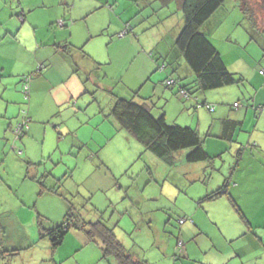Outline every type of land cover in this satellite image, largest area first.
I'll return each mask as SVG.
<instances>
[{"label":"rangeland","instance_id":"374dc122","mask_svg":"<svg viewBox=\"0 0 264 264\" xmlns=\"http://www.w3.org/2000/svg\"><path fill=\"white\" fill-rule=\"evenodd\" d=\"M150 2L158 4L152 0ZM248 2L254 7L259 3L258 0ZM139 4L140 8L137 0H123L122 3L113 5L122 11L126 20H130L133 32L129 37L138 38L136 43H131L129 41L131 38L126 39L128 41L119 40L118 33L126 28L125 23L123 21L122 28L117 30L120 23L110 19L107 11H103L104 8L99 10L103 11L101 14L97 13L93 18L105 29L103 33L97 34L99 37L95 39V43L100 45L101 39H107L104 45L114 60L106 67L89 71L87 76L81 73L85 79H89L90 75H99L100 85L87 80V85L83 86L78 74L69 80V87L76 86L74 95L78 105L70 96L67 99L71 104H64L59 109L45 97L26 99L24 80L26 77L34 78V73L26 74L22 78L13 77V71L24 70V65H14L7 69V76L2 82L7 86V90H0V243L4 247L11 244L26 245L19 257H28L29 261L32 255H42L50 264L54 258L57 259L54 253L59 252L63 256L64 251H61V248H66V253L71 254L68 244L77 243L78 238L85 237L81 232L70 230L63 245L52 253L50 239L48 237L40 239L38 217H42L44 227L54 228L65 223L66 215L72 210L75 215L79 213L87 222L101 220L113 227L114 232H118L116 234L117 237L119 235L118 239L130 250L133 257L147 261L148 264H221L222 261L224 264H264V241L261 240V237H264L263 229L252 228V234L227 198L213 203H202L208 204L209 215L205 211L201 213V210L195 212L200 206L199 199L207 185L216 190L223 184L224 179L229 180L236 170H240L242 159L239 152L220 144L217 146L220 153L218 156L210 155L208 152L211 157L209 161L188 163L186 156L190 149H186L177 153L173 166H168L153 154L146 152L143 145L122 129L111 115L115 97H121L140 101L146 99L155 116L165 113L167 124L181 127L193 125L195 128L199 125L203 134L209 130L213 120L217 119L216 113L208 110L207 104L198 109L193 99L190 104V98L200 93L196 92L195 87L189 86V91L194 94L187 99L179 93V84L175 87L166 86L167 78H177L174 73L179 71L182 74L184 73L182 69L168 67L165 71H160L158 65L153 69L143 52L138 54L137 50L145 47L150 49L146 56L151 52L152 56L159 57L155 48L167 52V55L160 57L161 66L163 60L165 64L170 61L176 63L179 51L174 43L183 26L182 15L180 21L177 14L171 15L172 17L165 21L162 15L171 13L175 7L159 10V7L151 8L149 3V7L145 8L144 0ZM239 5V0H227L201 29V32L207 34L208 39L222 51L225 43L232 50L243 51L251 45L250 43L252 45L255 43L251 36L264 43L262 32L264 17L259 8L256 7V10L260 13L258 19L261 24L253 28ZM148 9L149 14L153 10H156V13L151 17L146 13ZM139 10L140 13L135 14ZM132 12L134 20L131 17ZM144 13L146 18L142 19ZM136 18L138 20H135ZM84 26V23L76 24L70 31L71 25L67 28L54 25L55 30L52 31L54 34L67 31L72 43L64 45L67 54L73 52L71 48L73 49L72 45L76 46V41L80 46H76L79 49H75L80 54L82 53L80 47H83L86 53L89 49H94V43L84 46L86 41L84 37L77 40V33L84 29ZM29 33L30 30L27 28L24 34ZM224 35L228 38H225L223 43L221 38ZM257 47L262 48L259 44ZM261 56L262 53L259 57ZM0 60L5 61L2 53ZM261 62L264 64V54ZM29 69L33 71L35 68ZM244 69L248 68L243 67ZM36 71H40L39 66ZM141 78L143 80L139 82ZM163 79L164 81L158 85L165 92L162 96L161 90H156L155 86L158 80ZM185 81L184 79L183 83ZM234 88L241 90L240 93L234 94L238 104H242V94L250 95L253 89L248 81L243 87L247 89L237 85ZM137 91L139 92L136 96ZM54 97L61 100L65 94L62 89L57 88ZM247 98L245 97V100ZM199 102L203 103L201 100ZM225 106H230V103L226 102ZM31 107L37 114L36 119H39L37 125H34L35 123L28 125L26 122L24 111L30 117ZM7 112L6 117L8 119L13 117L11 120L3 118ZM54 118L57 123L52 121ZM7 121L12 122L15 129L20 124L26 125L27 136L21 137L24 140L19 141V145L14 144L16 142L14 138L11 144L4 140L8 133L9 135L13 133V130L12 132L7 130V136H4L6 130L4 124L7 123V128L9 124ZM32 122H35V119H32ZM61 122L63 123L58 124ZM31 124L34 125V134L28 129ZM66 133L68 135L65 138L61 137L60 134ZM32 135H35L34 138ZM246 158L248 159L244 162V168L251 167L253 172L257 171L260 176H264V167L259 160ZM31 159H37L38 163H41L39 169L42 173L45 171L50 173V170L54 172L52 179L45 177L43 180V174H40L38 179H42L50 187L58 185L59 195L40 194V185L27 177L34 176L37 171L36 167L31 166ZM197 168H203L205 173ZM250 201L263 202L262 192L253 194ZM262 211L264 212L250 210L249 216L256 217L257 221L260 219L264 221V215H260ZM192 212L195 214H191ZM180 220L187 221L182 224ZM195 220L203 227V234L190 227L194 225ZM179 242L183 243L180 247ZM98 244L99 241L93 242V245L86 247L77 255L88 260L89 262L85 261L87 264L112 263V258L108 260L109 263L101 260L102 253L100 254ZM74 261V256H71L65 259L63 264H71Z\"/></svg>","mask_w":264,"mask_h":264},{"label":"crops","instance_id":"0c3cea01","mask_svg":"<svg viewBox=\"0 0 264 264\" xmlns=\"http://www.w3.org/2000/svg\"><path fill=\"white\" fill-rule=\"evenodd\" d=\"M122 1L123 0H0V55L2 53L5 57V61L0 60V90H7V86L2 84L3 79L5 78V76H7V69L10 66L13 67L14 65L20 64L24 65L25 69L19 72L13 71V77L22 78V76L26 74L34 73V78L32 77L30 81L29 97L28 95H25L26 99L27 97L28 99L30 98V100H34L36 98L43 99L45 97L49 103H54L59 109L64 104H71L69 103L71 101L67 99L70 96L71 100H76V105H78V101L74 95V89H76V86L72 88L69 87V80H71L73 76L78 74L79 80L83 81V86L87 85V80L91 81L93 84H99V75H90L89 79H85L81 75V73H85L84 76H87L89 71L99 70V68L106 67L107 65L112 64L114 60L111 59V54L109 55V52L107 53L108 50L105 48L104 44L107 42V39H101L100 45L95 43V39L99 37L97 36V34L103 33L105 29L103 28V26H99V23L96 22L93 18H95L97 13L101 14V12L107 11L110 19L117 20L120 23V27L117 29L120 30L122 28V22L124 21V23H127L128 20H126L127 18L123 15L122 11H119L118 7H113V5H118L122 3ZM103 8L104 10L99 12V10ZM106 8L112 10L110 11ZM131 15V17H133L134 13L132 12ZM59 22L65 23L63 26H60ZM83 23L85 24L84 29H81L77 33V40L80 37H84L86 40L84 46H88L90 43H94V49H89L88 53H86L83 50V47H80L82 52L80 54L76 51V49H79V47L76 46H80V43L76 41V46L72 45L73 49H76L73 50L71 48V51L73 52L67 54V50L64 45L72 44L67 35V31L63 30L54 34L52 32L55 30L54 25H57L60 28H67L71 25L72 27L70 28V31H72L73 26ZM27 28L30 30V33L24 34V31ZM70 33L72 35V32ZM26 35L27 37H25ZM58 35L60 36L59 38ZM128 38L131 37L127 36V38L123 40H126ZM225 38L228 37L224 35L221 38L223 43L225 42ZM129 41L131 43H136L137 40L136 38H131L129 39ZM250 44L251 45L246 47L243 51L235 49L232 50L231 47L227 45V43H225L224 51H222L214 44V46H216L217 50L220 52L223 62L229 72L245 78V84L237 86H241L243 88L248 81L253 87L250 95L244 93L242 94V100L238 99L241 100L242 104L239 103L240 105L237 108H234V105L237 103L235 101L236 97H234V94L237 92L240 93L239 91H241L240 89L236 90V88H234L236 85L225 87V89L223 88L224 90L220 89L218 92L197 93L196 97H191L189 102L191 104L193 99L196 102V109L199 108L197 106L201 103L199 102V100L203 102L201 104L206 103L214 105L216 107L213 112L216 113L215 115L217 116V119L213 120L209 130L205 134L202 133L201 126L197 125V129L193 127V125H191V127L195 128L201 135L205 136L204 146L206 151L209 152L210 155L216 154L213 156H218L220 154L217 150V146L220 144L228 147L230 150L235 149L237 152H242L243 156L241 157L242 161L240 163V170H236L233 174V177H230L229 191L236 199L239 207L244 211L246 216L249 217L251 229L260 228V230L263 229L264 231V221L262 219L257 221L255 219L256 217H253L251 215L249 216V214H251L250 210H264V201H259L260 203H251L250 201L253 194H259L260 192H262L264 196V176H260L257 171L253 172L251 170V167L249 169L244 168V162L246 161V159H248L246 157L258 159L261 166L264 167V76L261 74V71H264V64L261 62L262 56L259 57L261 52L256 46V43H253V45L252 43ZM148 50L150 49L141 47L137 51L138 54H140L141 51L143 52L148 63L151 64L154 69L155 64L152 63V60L148 59L149 54L147 53L148 58L146 56V52ZM154 50L158 53L159 57L167 55L166 51H161L155 48ZM102 52L104 53V55H102ZM224 56H226L227 58H225ZM177 57L179 58L178 61L176 62L174 60L176 63L170 61V63H172V67L175 68V70H177L178 68L184 71V73H180V76L182 78L191 76L189 68L187 67L185 62H183L184 60H182L179 55ZM120 60L121 62L123 61L122 58ZM167 60L169 61V59ZM37 66H39L40 68L39 72L36 71ZM30 67H34L35 69L33 71H30ZM243 67L248 69L243 70ZM189 78L190 80L192 79L191 77ZM142 80L143 79L141 78L139 82ZM163 81L164 79L158 80L155 86L156 90H161L162 96L165 92L163 91L162 87H158V85ZM57 88L62 89L65 94V97L61 100L54 97V91ZM245 97L247 98L246 100ZM226 102H229L230 106H225ZM30 112L32 118L31 116H26L27 120L29 118L28 124L35 123L34 125H37L36 123H38L39 119H36L35 116L37 114L34 112L32 107L30 108ZM7 114L8 112L5 116H3V118L5 117L6 120H11L13 117L8 119L6 117ZM198 116L199 118L201 117V111L198 112ZM32 119H35V122H32ZM226 120L229 121V124L232 127L234 126L239 128V130H237L236 132L237 134H235V136L233 135L232 141L227 138L228 135H225L222 130V122ZM52 121L57 123L55 118ZM7 122H9L8 128L7 123L4 124L6 127V130H4V136H7V130L8 132L11 131L13 125L12 122ZM62 123L63 122L58 124ZM32 124L28 129H30L29 132H32L31 134H34L35 129L34 125L32 126ZM24 135L26 137L27 132ZM60 135L61 137L65 138L68 134L66 133ZM32 136L34 138L35 135ZM12 138H14L16 141L14 143L15 145H19L18 142H23L24 140V138H16L15 136H13V133L12 135H9L8 133V137H5L4 140L6 141V143L8 142L11 144V141L13 140ZM44 156L45 153L43 152V158ZM31 162V166L37 168L36 174L32 177L38 179L40 174H43V180H45V177L49 179L54 178V172L50 169V173H45L48 171L42 173V171L39 169L41 163H38L37 159H31ZM197 169H201L205 173L204 169L206 168L204 167V169ZM226 179H224V181ZM262 184L263 186H261ZM212 191L214 190H212V188L207 185L204 188V193L201 194L200 198L202 199L203 197H205V195ZM224 198L225 197H222L214 201L222 200ZM201 199H199V201ZM214 201H210L207 203H213ZM202 203L199 202L200 206L197 207V210L195 212L197 213L198 210H201V213H204L205 211V213L209 215L210 208L208 207V204ZM195 212H192L191 214H195ZM260 215H264V212L262 211V214ZM194 218H196V216H194ZM185 223L186 222H184L183 224ZM190 227L193 230H196L199 234L204 233L203 227L198 223L197 220H195L194 225H190ZM251 229L250 231L252 233ZM115 234H118V232ZM255 237L257 238V236ZM261 240L263 242L264 237H261ZM68 245L69 252L72 251V253L68 254L66 253V248H61V251H64L63 256L62 254H59V252L54 253V255L56 254L57 256V259L54 258L52 261H50V264H63L64 260L71 256H74L75 260L71 264H87V262H89L84 257L77 255V253L81 252L86 247L93 245L92 242H87V240L82 236V238H78L77 243L70 242ZM2 246L3 244L0 243V254ZM25 246L26 245L22 244H11L7 245L5 248L12 250L14 247H16L24 250V248H26ZM31 246L32 245H30V247ZM98 246L101 254L102 251L100 242ZM50 249L48 248V251ZM75 253L76 255H74ZM99 256L98 260L100 258ZM93 260H91V262H93ZM20 262L24 264H49V261H45L44 256L42 255H32L29 258V261L28 257H19V255H5V257L2 255L0 257V264H19ZM95 262H97V260ZM112 264H116L114 260ZM221 264H224V261H222Z\"/></svg>","mask_w":264,"mask_h":264},{"label":"trees","instance_id":"16d2710c","mask_svg":"<svg viewBox=\"0 0 264 264\" xmlns=\"http://www.w3.org/2000/svg\"><path fill=\"white\" fill-rule=\"evenodd\" d=\"M140 1L141 0H137L139 8ZM144 1L145 8L149 7V3L151 4V8L159 7V10L162 8H171V6L175 7V10L171 13H165L162 15V19L165 21L170 19L173 14H177L179 21L180 16L182 15L183 17V26L178 36L175 38L176 40L174 44L179 51L178 55L182 58V60H184L185 64L189 68L191 73V76L189 77L192 79L190 81V78L187 76L182 79L180 72L176 71L174 74L177 78H167V87H175L179 84V93L183 98H186L183 95L186 93L188 96L187 99H189L191 95L194 94L189 91V86L195 87L196 92L205 93L229 86L245 84L246 80L244 77L229 72L216 46H214V44L208 39L205 33L201 32V29L206 22L215 16L216 12L225 4L227 0H152L158 3L155 5L153 2H150V0ZM248 1L250 0H239V6L247 19L250 20L252 27L257 28L258 24H261L258 19V17H260L258 14L261 13L264 17V0H258L259 3H257L255 7ZM256 7L259 8L260 13L257 12ZM140 10L135 14H139ZM146 13L152 17L153 14L156 13V10H153L151 14H149L150 9H148ZM145 15L146 14L144 13L141 16L142 19L146 18ZM263 17L261 19H263ZM134 18L135 17H132V20H134ZM135 20H138V18ZM129 21L130 20L125 23L126 28L118 33L119 40H123L127 38V36L129 37L130 33L133 32L132 24ZM64 23L65 22L61 24L59 23V25L63 26ZM258 30L261 31L260 28H258ZM262 32H264V30ZM250 38L256 43V46L259 44L262 47L259 48V51L263 56L264 43L256 40L252 36ZM136 39L139 40L138 38ZM154 57L155 56H152L150 52L149 59L155 61L152 63L158 65V69H160V71H165L168 67H172V63L165 64V60L162 61L163 64L161 66L160 57ZM31 79V77H26L24 80V93L25 95H28V97L30 93V85H28L29 89L26 92L25 82L27 81L30 84ZM184 79L186 81L183 83ZM168 81H173V84L167 85ZM138 92L139 91L135 93L136 96L138 95ZM115 98V104L111 109L112 117H114L122 129L129 132L143 145L146 152L153 154L166 165L173 166L177 153L186 149H190V152L186 156V161L188 163H201L211 159L204 146L205 136L201 135L195 128L167 124L165 113L163 112L159 116H155L152 113L151 108L147 105L146 99H141L140 101L121 97ZM205 104L200 103L197 107L200 108ZM239 105L240 104L237 102L234 105V108H237ZM212 107H214L215 110L216 107L214 105H212ZM24 112L27 116V112ZM27 121H29V118ZM13 129L14 128L12 127L11 130ZM222 130L225 135H228L227 138L232 141L233 135L235 136V134H237L236 132L239 128L234 126L232 127L229 124V121L226 120L222 122ZM239 155L242 157L241 151H239ZM27 177L36 181L40 185L41 195L46 193L59 195L60 191L58 190V185L50 187L41 179L29 176ZM229 185L230 180L227 179L221 186H219L218 189L205 195V197H203L199 202H210L222 197L227 198L231 206L240 216L243 223L251 229V225L249 223L250 221L244 211L239 207L236 199L230 193ZM65 221L66 222L60 226L58 225L54 228H46L43 225L42 217H38L37 226L40 232V239H44L46 237L50 239L52 253L63 245L69 231L75 230L77 232H81L89 243L97 241L100 242L102 251L101 260L109 263L108 260L112 258L116 264H148L147 261L135 259L130 250H128L117 238L113 227H110L105 222L101 220L96 222H87L80 216L79 213L75 215L72 210H69ZM21 251L24 250L16 247L9 250L2 246L0 257L2 255L4 257L5 255L20 256Z\"/></svg>","mask_w":264,"mask_h":264},{"label":"built area","instance_id":"2783aa9c","mask_svg":"<svg viewBox=\"0 0 264 264\" xmlns=\"http://www.w3.org/2000/svg\"><path fill=\"white\" fill-rule=\"evenodd\" d=\"M261 74H263L264 75V71H261ZM26 83V86H25V91L27 92L28 91V85H29V82H25ZM173 84V81H168V83H167V85H172ZM186 98H188V96H187V94L186 93H184L183 94ZM207 108L208 109H210L211 111H213L214 110V107H212L211 105H209V106H207ZM27 123H28V121H26ZM29 125V124H28ZM25 126L26 125H23V124H20L19 126H17L18 128L17 129H13V134H14V136L16 137V138H21V137H23L24 136V134L27 132L26 131V128H25ZM180 222L181 223H184L185 222V220H180ZM183 245V243L182 242H179L178 243V246L180 247V246H182Z\"/></svg>","mask_w":264,"mask_h":264},{"label":"clouds","instance_id":"9594fccd","mask_svg":"<svg viewBox=\"0 0 264 264\" xmlns=\"http://www.w3.org/2000/svg\"><path fill=\"white\" fill-rule=\"evenodd\" d=\"M60 24H61V22H59ZM122 35V34H121ZM210 104H207V106H209ZM212 106V105H211ZM185 222H186V220H185ZM183 224V223H182Z\"/></svg>","mask_w":264,"mask_h":264},{"label":"bare ground","instance_id":"6f19581e","mask_svg":"<svg viewBox=\"0 0 264 264\" xmlns=\"http://www.w3.org/2000/svg\"><path fill=\"white\" fill-rule=\"evenodd\" d=\"M32 76V75H31Z\"/></svg>","mask_w":264,"mask_h":264}]
</instances>
